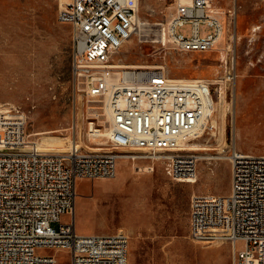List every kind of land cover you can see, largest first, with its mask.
<instances>
[{
	"label": "built area",
	"instance_id": "1",
	"mask_svg": "<svg viewBox=\"0 0 264 264\" xmlns=\"http://www.w3.org/2000/svg\"><path fill=\"white\" fill-rule=\"evenodd\" d=\"M215 1L172 0L156 28L140 16L141 0L60 2L57 18L72 28L74 80L110 112V149L83 150L75 142L66 152L43 151L29 139L25 112L0 106V264H57L44 249L69 251L67 264H129L130 238L123 230L76 231V181L113 179L120 154L141 151L162 162L172 180L193 183L200 159L184 148L209 130L214 97L209 82L173 78L163 67H124L116 55L135 37L178 53L210 50L225 27ZM202 23L212 32L201 34ZM187 24L189 35L182 31ZM96 131L102 129L93 125L90 136ZM230 161L227 194L194 196L189 237L231 242L233 264H264V154L235 148Z\"/></svg>",
	"mask_w": 264,
	"mask_h": 264
},
{
	"label": "rangeland",
	"instance_id": "2",
	"mask_svg": "<svg viewBox=\"0 0 264 264\" xmlns=\"http://www.w3.org/2000/svg\"><path fill=\"white\" fill-rule=\"evenodd\" d=\"M62 1L0 0V106L12 108V113L25 112L29 139L43 151L66 152L75 142L83 150H107L110 144L101 136L103 144L89 135L90 122L104 131L110 120L106 114H94L97 110L104 114L103 105L97 102L90 108L74 80L72 28L57 18ZM171 1L141 0L140 16L161 22ZM214 6L227 29L215 50L178 53L135 37L116 55L121 65L163 67L173 78L225 80L211 85L213 97L218 101L224 87L227 105L234 103L238 111L227 112L223 140L217 142L209 132L196 139L207 148L196 152L206 158L198 162L197 183L172 180L162 162L144 157L120 159L113 179L76 181V231L123 230L130 238L129 264H233L231 242L209 244L189 237L190 212L194 196L229 192L235 148L264 154V0H216ZM230 10L235 11L233 16ZM257 26L262 27L254 31ZM182 31L189 35L190 25ZM200 31L207 34L212 28L202 23ZM221 51L227 52L229 63L220 58ZM235 124L240 137L234 135ZM66 220L63 215L61 221ZM41 252L54 254L57 264H67L71 257L64 249Z\"/></svg>",
	"mask_w": 264,
	"mask_h": 264
},
{
	"label": "bare ground",
	"instance_id": "3",
	"mask_svg": "<svg viewBox=\"0 0 264 264\" xmlns=\"http://www.w3.org/2000/svg\"><path fill=\"white\" fill-rule=\"evenodd\" d=\"M146 24H151V25H158V23H146ZM142 29H143V27H142ZM226 31H227V29H225V27H224V29H223V31L221 32V34H220V36H219V39H218V42L210 49V50H215L216 48V46H217V44L218 43H220L223 39H224V37H225V35H226ZM235 34V33H234ZM236 37V36H235ZM230 45V44H229ZM230 47L231 46H229L228 48H226L227 50L228 49H230ZM227 50H225V51H227ZM225 51H221L220 52V58L221 59H226V53H225ZM229 51V50H228ZM226 62H228L229 63V60L227 59V60H225ZM121 66H124V67H134V66H136V65H134V64H131V65H127V64H122ZM229 72V71H228ZM231 73V72H230ZM177 78H179V79H190V78H187V77H177ZM231 77L230 76H227V80L228 79H230ZM193 79H198V80H201V81H203V82H205V83H211V84H219V83H221V82H225V80H219V79H216V80H208V78L207 77H204V76H199V77H196V78H193ZM220 85V84H219ZM220 88V87H219ZM80 91H81V89H79ZM80 103H83V100L82 99H80ZM86 103L88 104V106L90 107V108H92V104L93 103H97V101H95V100H92V99H90V98H88L87 100H86ZM82 105V104H81ZM103 105V104H102ZM213 105H214V111H213V113H212V116H211V118L209 119V121L207 122V124H209V130L207 131V133L209 132L210 134H212V136L213 137H215V139H216V141L217 142H219V141H221V140H223L224 139V135H226L225 133V117H226V115H227V112L228 111H232L234 114H236L238 111H236V109H235V105H234V103H232V104H230V105H227V100L225 99V96H224V87H221V93H220V95H219V100L218 101H216V99L215 98H213ZM102 109H104V111H105V113L104 114H100L98 111L99 110H97V111H95V115L98 117V116H100V115H107V117H108V120H111V116H110V112H109V110H108V108L106 107V106H102L101 107ZM100 108V109H101ZM235 118V117H234ZM234 121V120H233ZM93 122H90V125H91V128H90V130L93 128ZM104 127H105V125L104 124H102ZM110 132H111V129H110V126L108 127V128H105V130L104 131H96V138H93V140H98V141H100V140H102V139H104V141L105 142H108L109 141V138H110ZM198 132H202V130H199ZM234 135L236 136V137H240V134H239V127H238V125H236L235 124V129H234ZM91 134V133H90ZM89 134V135H90ZM203 135L204 134H202L201 135V137H199V139L200 138H202L203 137ZM102 137V139L101 138H99L98 139V137ZM90 137V136H89ZM226 137V136H225ZM234 137V136H233ZM234 139V138H233ZM101 142V141H100ZM105 142H101L100 144H103V143H105ZM225 142H226V138H225ZM235 142V141H234ZM223 143V142H222ZM221 144V143H220ZM219 144V145H220ZM202 145V144H201ZM199 143H197L196 142V139H194L193 141H190L189 143H187L186 145H185V150H188V151H191V152H197V151H200V150H202V149H207L206 147H202ZM35 147L36 148H39V149H41V146H40V144L38 143V144H36L35 145ZM212 147V146H211ZM210 148V147H209ZM96 149V151L97 150H103V148L102 147H98V148H95ZM94 150V149H93ZM125 152H131V153H133V154H130L131 156H133L134 158L136 157H143V155H142V153L143 152H141V151H125ZM219 152V151H218ZM140 153V154H139ZM120 156H121V158H127V157H131V156H125L124 155V153H121L120 154ZM198 157H199V159L201 160H203V159H206L204 156H199L198 155ZM198 182V179H196L193 183H197ZM128 251H129V249H128ZM128 259H129V257H128Z\"/></svg>",
	"mask_w": 264,
	"mask_h": 264
}]
</instances>
